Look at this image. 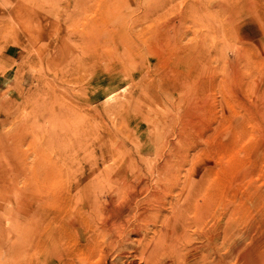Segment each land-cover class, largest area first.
Wrapping results in <instances>:
<instances>
[{"label": "rangeland", "instance_id": "1", "mask_svg": "<svg viewBox=\"0 0 264 264\" xmlns=\"http://www.w3.org/2000/svg\"><path fill=\"white\" fill-rule=\"evenodd\" d=\"M166 165L264 236V0H0V264L43 254L10 226L76 219L59 179Z\"/></svg>", "mask_w": 264, "mask_h": 264}, {"label": "bare ground", "instance_id": "2", "mask_svg": "<svg viewBox=\"0 0 264 264\" xmlns=\"http://www.w3.org/2000/svg\"><path fill=\"white\" fill-rule=\"evenodd\" d=\"M182 164H187L186 157L179 159L178 165ZM167 165L160 174L154 173L157 166L145 174L100 170L103 175L88 171L59 179L57 199L78 196L76 219L56 225L10 226L11 235H7L12 238L5 241L8 251L15 253L14 248L24 243L25 254L33 245L42 248V255L24 258L20 254L24 260L19 264H264V236L254 237L245 246L246 237L239 236V228L230 221L241 213L238 206L226 210V221H217L214 180L206 174L179 176ZM102 195H107L106 202H101Z\"/></svg>", "mask_w": 264, "mask_h": 264}]
</instances>
